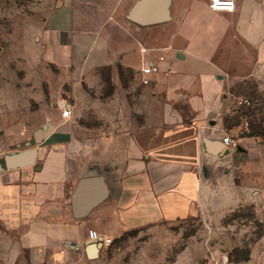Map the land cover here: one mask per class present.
<instances>
[{"label":"crops","instance_id":"crops-1","mask_svg":"<svg viewBox=\"0 0 264 264\" xmlns=\"http://www.w3.org/2000/svg\"><path fill=\"white\" fill-rule=\"evenodd\" d=\"M138 1L56 0L44 19L45 62L74 74L107 58L120 76L124 67L136 71L140 83L120 81L131 87L136 110L129 119L132 99L125 95L118 115H107L105 137H72L56 112L52 124L19 144L14 152L35 148L37 154L33 165L0 172V251L10 264L41 262L68 247L86 252L90 230L108 237L188 218L219 194L221 174L241 171L245 161L247 171L255 170L264 158L256 135L239 136L238 148L228 149L223 136L231 134L219 122L226 75L252 65L248 57L239 69L220 50L234 42L256 47L264 36V0H236L234 11L212 10L208 0H170V20L152 24L128 18ZM254 59L257 76L264 70L258 49ZM148 62L160 70L145 74Z\"/></svg>","mask_w":264,"mask_h":264},{"label":"rangeland","instance_id":"rangeland-1","mask_svg":"<svg viewBox=\"0 0 264 264\" xmlns=\"http://www.w3.org/2000/svg\"><path fill=\"white\" fill-rule=\"evenodd\" d=\"M55 3L0 0V160L23 145L27 135L32 139L35 130L52 124V115L62 113L64 104L72 108L65 127L84 141L107 135L112 123L107 115L118 113L125 95L132 99L128 117L133 120L136 103L130 86L140 83L133 69L122 67L120 76L106 58L73 74L44 61L39 32ZM258 40L256 47L234 42L220 50L221 56L234 57L239 69L248 57L252 65L226 75L227 104L219 122L233 138L254 134L264 142V70L253 74L257 49L264 63V36ZM120 81L130 88H122ZM107 98L113 99L112 105ZM243 166L229 176L221 174L219 194L199 212L108 236L112 242L96 258L87 257L85 246L68 247L41 262L23 259L14 264H264V158L257 160L255 170L247 171L246 161ZM5 255L0 251V264H10Z\"/></svg>","mask_w":264,"mask_h":264},{"label":"water","instance_id":"water-1","mask_svg":"<svg viewBox=\"0 0 264 264\" xmlns=\"http://www.w3.org/2000/svg\"><path fill=\"white\" fill-rule=\"evenodd\" d=\"M128 18L139 24L162 23L170 20V0H139L131 9ZM207 143L210 145V141ZM221 151H217L219 154ZM35 148L11 152L0 160V172L33 165L36 160ZM103 245L90 241L86 247L88 258H96Z\"/></svg>","mask_w":264,"mask_h":264},{"label":"built area","instance_id":"built-area-1","mask_svg":"<svg viewBox=\"0 0 264 264\" xmlns=\"http://www.w3.org/2000/svg\"><path fill=\"white\" fill-rule=\"evenodd\" d=\"M224 5H230L225 7ZM208 6L215 11H234L236 9V0H208ZM146 51V49H143ZM164 57L160 56L159 61H163ZM160 70L158 63L148 62L146 66L142 68V72L145 74L156 73ZM143 82L148 84L150 82V78H144ZM62 115L65 119H68L72 115V108L70 104H64L62 109ZM223 142L228 149H237L239 146V142L236 138H233L231 135L223 136ZM89 235L92 241L101 243L104 245H110L112 240L108 237H105L99 234L97 231L90 230Z\"/></svg>","mask_w":264,"mask_h":264},{"label":"trees","instance_id":"trees-1","mask_svg":"<svg viewBox=\"0 0 264 264\" xmlns=\"http://www.w3.org/2000/svg\"><path fill=\"white\" fill-rule=\"evenodd\" d=\"M248 136H252V135H254V134H247Z\"/></svg>","mask_w":264,"mask_h":264},{"label":"snow or ice","instance_id":"snow-or-ice-1","mask_svg":"<svg viewBox=\"0 0 264 264\" xmlns=\"http://www.w3.org/2000/svg\"><path fill=\"white\" fill-rule=\"evenodd\" d=\"M225 7H228V6H230V5H224Z\"/></svg>","mask_w":264,"mask_h":264}]
</instances>
